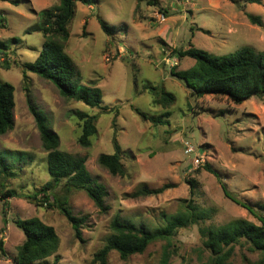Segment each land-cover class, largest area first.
I'll use <instances>...</instances> for the list:
<instances>
[{"label":"rangeland","instance_id":"rangeland-1","mask_svg":"<svg viewBox=\"0 0 264 264\" xmlns=\"http://www.w3.org/2000/svg\"><path fill=\"white\" fill-rule=\"evenodd\" d=\"M60 1L0 0V83L15 87V124L0 135V158H6L10 166L7 173L0 170V194L10 191L13 195L5 201L0 198V241L6 252L5 256L0 253V264H15L18 247L25 241L16 219L37 217L54 227L60 237L58 252L35 264H94L95 253L112 234L115 217L155 231L165 226L166 217L183 209L185 200L213 210V216L178 231L168 247L172 254L169 264H205L209 252L203 247L201 227H220L237 219L261 224L226 197L220 181L238 201L264 214V97L236 104L222 95L193 96L172 70H188L195 60L180 58L175 51L195 47L214 56H227L249 46L264 52V0H96L92 8L77 3L66 52L81 73V84L95 82L103 94L102 106L109 110L65 98L49 81L24 71V65L40 55L45 42L35 30L41 22L39 12ZM249 14L260 24L252 23ZM99 18L115 29L113 35L104 32ZM153 87L171 94L173 101L163 103L151 91ZM29 98L58 134L60 150L86 157L89 172L107 190L109 210L105 213L86 191L69 194L73 214L86 219L82 241L60 210L31 199L50 181V175L48 153ZM79 112L98 116L97 134L88 148L79 144ZM139 112L161 118L162 123L145 120ZM166 112L170 117H163ZM115 139L122 151L125 177L113 176L98 162L100 155L115 153ZM186 143L197 155L187 154ZM197 157L204 160L199 166L194 164ZM206 165L219 178L207 171ZM63 184L58 194H62ZM165 184L173 187L161 195L128 197L142 186L156 189ZM167 246L166 241H158L127 260L112 251L108 261L161 264ZM249 247L245 242L237 244L230 262L258 261L261 255Z\"/></svg>","mask_w":264,"mask_h":264},{"label":"trees","instance_id":"trees-1","mask_svg":"<svg viewBox=\"0 0 264 264\" xmlns=\"http://www.w3.org/2000/svg\"><path fill=\"white\" fill-rule=\"evenodd\" d=\"M250 3H260L261 0H249ZM77 3L85 6H93L96 0H61L60 4L50 9L39 12L41 22L35 27L45 38L42 51L37 59L24 65V71H29L52 83L68 99L82 102L91 108L103 107V94L101 89L93 82L90 86L81 84V73L66 52V44L70 39V25L75 17ZM248 18L254 24H260V20L249 14ZM101 28L111 36L115 29L107 22L99 18ZM2 52H0L1 54ZM180 57H190L195 60V65L185 71L172 74L183 80L191 90L193 96L203 97L208 94L226 96L230 101L241 104L253 97H264V52H258L252 47L246 46L237 52L227 56H214L207 51L190 47L186 51L176 50ZM151 91L162 98L163 103L173 101V96L157 87ZM30 110L35 117L43 147L48 153L47 164L50 181L38 192L34 198L36 203L55 207L71 223L76 238L83 240L81 228L85 218L75 216L69 207V194L73 191H86L89 198L101 212H107L109 207L105 199L108 195L104 185L94 178L87 168V158L70 154L60 150V138L47 125L43 117L32 105L29 98ZM15 87L8 82L0 83V135H4L13 129L15 124ZM145 120L154 124H161V118H150L139 112ZM82 122V134L79 144L83 147L92 145V138L97 134L96 123L98 116L87 113H77ZM163 117H170L166 112ZM115 143V153L102 154L98 158L101 167L108 170L113 176L127 175L122 163V151ZM205 169L219 178L218 174L209 166ZM0 170L2 173L10 171L6 158H0ZM227 198L247 209L261 222L256 225L245 219L233 220L220 227L203 226L200 235L203 247L209 252L208 261L205 264H232L231 257L237 244L247 243L250 250L259 253L261 258L251 264H264V214L259 215L257 210L245 203L238 201L220 181ZM62 185V194L57 189ZM192 189L195 184H191ZM173 185L165 184L160 188L151 189L147 186L135 190L128 197L138 199L141 197L158 196L171 189ZM12 192L0 194V198L12 197ZM7 206V201L4 203ZM264 209V207L262 208ZM213 216V210L201 208L194 200H185L183 209L176 215L166 217V224L155 231H149L123 221L119 216L111 223L112 234L105 246L94 255V264H109V255L112 251L119 253L121 259L127 260L131 256L143 254L150 245L158 241H166L168 246L164 250L161 264H169L172 256L168 247L180 229L188 228L209 221ZM16 226L24 233L25 241L18 247L15 264H35L45 262L54 256L60 247V237L54 227L47 225L39 218L16 219ZM4 224L8 221L4 218ZM0 253L5 256L3 242L0 241ZM57 264V262L55 263Z\"/></svg>","mask_w":264,"mask_h":264},{"label":"built area","instance_id":"built-area-1","mask_svg":"<svg viewBox=\"0 0 264 264\" xmlns=\"http://www.w3.org/2000/svg\"><path fill=\"white\" fill-rule=\"evenodd\" d=\"M163 20H165V19L163 18ZM186 152L189 155L194 154V153L197 155L195 148L192 145H190L189 143H186ZM203 162H204L203 157H197L194 161V164L196 166H199Z\"/></svg>","mask_w":264,"mask_h":264},{"label":"crops","instance_id":"crops-1","mask_svg":"<svg viewBox=\"0 0 264 264\" xmlns=\"http://www.w3.org/2000/svg\"><path fill=\"white\" fill-rule=\"evenodd\" d=\"M91 8L93 7V6H90Z\"/></svg>","mask_w":264,"mask_h":264}]
</instances>
